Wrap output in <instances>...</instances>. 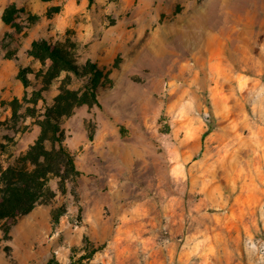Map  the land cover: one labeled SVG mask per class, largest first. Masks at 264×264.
Listing matches in <instances>:
<instances>
[{"label":"rangeland","instance_id":"374dc122","mask_svg":"<svg viewBox=\"0 0 264 264\" xmlns=\"http://www.w3.org/2000/svg\"><path fill=\"white\" fill-rule=\"evenodd\" d=\"M37 40L109 83L61 120L81 175L0 221V264H264V0H0L7 156L89 80L63 73L35 102Z\"/></svg>","mask_w":264,"mask_h":264},{"label":"trees","instance_id":"16d2710c","mask_svg":"<svg viewBox=\"0 0 264 264\" xmlns=\"http://www.w3.org/2000/svg\"><path fill=\"white\" fill-rule=\"evenodd\" d=\"M29 54L41 62L42 68L37 75L44 79V88L37 91L39 96L35 102L40 99L42 91L48 90L63 73L71 72L77 78L89 80L80 89L61 87L52 105L46 108L38 121L41 127L39 137L25 152L7 156L6 148L0 147V221H15L31 213L36 206L48 204L55 194L49 187L50 177L59 178L64 187L66 180L81 175L74 155L64 145L61 120L81 105L96 104L102 88L109 83L108 74L96 64L88 62L80 66L73 54L60 45L37 40ZM27 71L23 69L19 74L26 88L31 84ZM23 99L27 100L26 94ZM18 104V99L13 100L15 109ZM60 215L61 212L56 220Z\"/></svg>","mask_w":264,"mask_h":264},{"label":"crops","instance_id":"0c3cea01","mask_svg":"<svg viewBox=\"0 0 264 264\" xmlns=\"http://www.w3.org/2000/svg\"><path fill=\"white\" fill-rule=\"evenodd\" d=\"M26 42H28V41H26ZM29 43L32 44L30 41H29ZM31 48H32V47H31V45H30V50H31ZM26 56L29 57V60L33 58V57L29 54V52H28V54H26ZM26 56H25V57H26ZM25 57H23V58L21 57V58H22V59H25ZM17 63H19V62H17ZM17 63H16V65H18ZM8 67H13L12 62H9ZM17 74H18V72L16 73V75H17ZM14 75H15V74H14ZM17 83H18V84H17L18 92H17L16 94H17L18 96H20V95L22 94V92H23V89L27 90V88H26L25 86L23 87L20 81H18ZM2 86H3V85H2ZM2 86H0V87H2ZM13 94H15V93H13ZM29 147H30V146H29ZM27 149H28V148H27ZM22 152H25V151H20L19 153H22Z\"/></svg>","mask_w":264,"mask_h":264}]
</instances>
